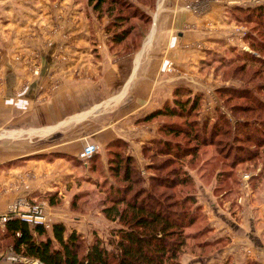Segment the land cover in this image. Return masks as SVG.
Returning <instances> with one entry per match:
<instances>
[{"label": "trees", "instance_id": "1", "mask_svg": "<svg viewBox=\"0 0 264 264\" xmlns=\"http://www.w3.org/2000/svg\"><path fill=\"white\" fill-rule=\"evenodd\" d=\"M86 4L96 17L105 15L109 19L105 33L112 53L126 56L138 51L149 29L155 0H87ZM229 12L238 24L250 25L258 32L257 36L249 34L246 42L250 50L264 53V8L234 6ZM130 39H137V43H129ZM236 53L235 57L231 54L221 57L217 63L225 74L232 70L227 78H231L233 85L222 86L217 93L224 100V108L235 116L234 123L221 109L214 111L215 118L198 121L201 96L179 87L161 108L136 121L137 125L154 122L158 125L157 135L141 145V156L147 162L145 170L149 174L146 178L141 176L135 159L128 153V142L121 139L105 146V168L99 154L87 160L64 153L53 154L78 162L101 179L95 181L98 195L94 190L74 194L69 210L87 213L85 207L90 206L91 198L97 200L102 195L90 208H99L98 212L107 221L116 224L110 230L107 243L97 235L86 243L80 232L61 221L51 223L46 229L12 218L0 227V246L8 242L6 248L10 247L14 254L42 264H178L187 239H196L204 233L203 230L186 233L197 225L198 218L191 211L192 196L184 194L181 198L175 192L178 187L189 190L192 185L191 178L180 173L184 160L194 165L201 148H219L224 170L216 178L220 179L222 188L227 182L232 186L238 182L234 175L237 166L261 162L264 167V100L260 98L264 97V80H259L261 71L250 82L236 78L241 77L246 63L264 67V59L255 57L254 52ZM241 114L246 117H239ZM160 158L166 161L161 163ZM214 161L213 158L204 160L202 171L212 167ZM17 163L21 164L22 160L0 164V171L17 167L20 165ZM167 169L170 171L165 172ZM253 178H264V169ZM40 196L38 199H45L50 206L60 200L57 193ZM27 200L36 204L30 197Z\"/></svg>", "mask_w": 264, "mask_h": 264}, {"label": "crops", "instance_id": "2", "mask_svg": "<svg viewBox=\"0 0 264 264\" xmlns=\"http://www.w3.org/2000/svg\"><path fill=\"white\" fill-rule=\"evenodd\" d=\"M249 2L250 0H155L154 9L150 13L152 23H150L146 38L138 51L117 59L102 51L99 66L103 78L99 79V82L73 83L64 80L62 82L64 85H60L61 89L52 95L49 102L44 104L42 121L33 127L55 128L44 132L42 151L57 150L79 157L83 146L94 144L99 146L101 155L102 148L110 141L121 139L128 142V153L135 159L137 167H140L139 164H143L141 143L155 135L154 131L148 130L152 127L151 124L137 125L136 121L161 108L164 101L171 98L175 88L185 87L193 92H202V95L211 89L213 79L208 76L207 70H205L206 73L203 71L204 74H199L197 68L200 66H197V63L200 64V59L208 60L210 55L222 54L223 51H225L224 56H227L228 51L224 49H231L233 46L236 39V30L234 29L238 26L224 12L226 8L234 7V5L249 6ZM189 3H193L196 9L187 11L185 7ZM82 5L83 0H60L57 2L51 0H0V55L5 53L9 59L5 64H10L11 70L20 71V69H27L26 64L29 62L38 61L44 71L43 79L39 83L43 86L46 85L45 71L61 69L62 55L77 54L76 50L73 52L72 50L74 46H79L82 39L83 22L84 27L87 23V18L83 19L82 17L83 15L86 17ZM67 17L73 22L72 28L68 27L67 31H59L52 35L48 33L50 28L56 27V22L62 24L65 21L64 18ZM1 31L7 34L4 35ZM16 34L22 41L12 44V41L17 38ZM32 35L36 37L34 38ZM8 39H10V46L3 45L2 41ZM22 57L28 59V62L22 61ZM73 59L71 57L69 60ZM167 63L175 64L176 75L165 73ZM205 63H209V61H205ZM3 66L0 64L1 68ZM82 66L90 74L95 72L98 75V66L93 64H83ZM78 67L82 68L76 62L64 74L70 79L69 72ZM207 69L209 70V67ZM62 74V72L54 74L53 79L59 80L58 78L63 76ZM19 76L22 77V74ZM19 76L18 78H20ZM196 79L201 80V86L195 85ZM213 84L219 87L221 83L213 82ZM202 85L207 89L204 90ZM4 101L5 105H11L13 100L6 98ZM104 101L112 102L111 108L103 111L105 113L97 114L91 120V122H95L91 126L82 127L84 124L79 121V116L91 111L95 106L99 107V103ZM24 104L26 103L23 102ZM29 107L27 106L25 109L26 117L32 118L31 114L34 112L33 119L36 118L37 108ZM1 108L0 101V110ZM104 115L109 118L107 123H101L99 120ZM67 118L76 121L62 125ZM3 120V117H0V127ZM29 121L35 123L32 119ZM11 122H16V120ZM87 129H91L88 135L84 134ZM27 142V151L29 152L19 155L16 151L18 149H16L14 150L15 158L35 155L34 143ZM15 144L11 143L12 146ZM1 146L0 143V164L8 160L6 157L8 151ZM101 160L105 168L103 155ZM51 165L46 162L32 161L10 170L7 174L0 171V188L11 181L7 180V177L9 179L14 174H18L19 180H22L26 173H32V175H26L25 181L29 182L34 176V169L43 168L50 171ZM81 168L86 171L85 167L81 166ZM66 173L69 174L66 176L68 178H79L73 176L70 169L66 170ZM43 175L46 176V180L42 179L41 186L35 184V180H31L30 193L26 190L13 195L12 193L0 195V205L8 204L19 198L25 199L28 197L27 194L30 195L32 192L41 191V188L43 190L47 188L44 185H50V173ZM252 197L251 191L247 198H242L245 200L244 205H240V208L236 209L234 222L225 221L228 226L227 235L234 239L232 241L234 244L233 256L240 264H247L250 261L264 264V227H262L264 220L258 223L257 216L260 211L254 210L256 206L252 202ZM3 212L0 210V215ZM261 212L264 213V209ZM50 215L51 218L58 216L54 211ZM69 218H72L73 222L78 220L80 223L81 221L76 215ZM73 229L76 228L73 227ZM197 263L201 264V261Z\"/></svg>", "mask_w": 264, "mask_h": 264}, {"label": "rangeland", "instance_id": "3", "mask_svg": "<svg viewBox=\"0 0 264 264\" xmlns=\"http://www.w3.org/2000/svg\"><path fill=\"white\" fill-rule=\"evenodd\" d=\"M87 0H83L82 7L84 8V15L82 16L83 19L87 18L86 26L82 27V39L80 41L79 46H74L73 51H77V54L71 55H62L61 61V69H55V70H48L45 71L46 75V85H42L40 82L41 79H43V70L40 67V64L38 61L28 63L26 64L28 66L27 69H20V71H17L16 69L11 70L10 64H5L7 58V54L0 55V64L6 67H0V101L2 103V108L0 110V117H3V123L0 127V143L2 144L1 148L7 150L6 152L8 155L6 156L8 160L3 161L2 164H10V162H15L17 160H22V163L14 168L10 169H2V173L7 174L10 172V170L19 168L23 166L27 162H46V164L50 163L52 164L50 167V171H47V169H34L33 171V177L29 180V182L25 181L26 175H32V173H26L24 179L19 180L18 174H14L9 179L11 180L7 182L6 184L2 185L0 188V195L5 194L8 195V193L18 194L22 191H28L30 193V182L31 180H35V184L41 186L42 179L46 180V176L50 173V179L51 183L50 185H44V190L41 188V191H35L32 192L28 197L33 199V202L35 203H43L47 205V212L49 215V220L51 218L50 213L52 211L56 212L58 216H54L51 218V223L54 222H63L68 228L71 227L73 229L76 228L78 232H80L85 238L86 243L91 242L94 235H97L101 238L102 241L107 243L109 241V236L111 234V229L116 226V224L111 223L107 221L101 213H99V208L93 207L91 209L90 207L94 206L96 203L99 202V199L96 200L95 198H91V204L90 206L87 205L85 209L87 210V213H73L69 210V203L71 200V197L76 193H84V192H90L94 190V194L98 195L97 190H95V181L101 180L96 174H91L87 171H84L80 164L75 161H70L66 158H59L56 156H53V154L61 153L57 150H53L51 152H43L42 151V138L44 132H48L52 130L53 128H34V125L39 124L42 121V107L45 103L49 102V99H51L52 95H54L59 89H61L60 85H64L62 83L64 80L65 82H73V83H91V82H99L103 75L100 74L101 67L99 66V63L101 62L102 55L100 54L102 51L107 52L109 55H112L114 59L122 58L124 56H116L109 47V36L105 33L106 28L108 27V21L109 19L103 15L98 16L95 13L91 11V7H89L86 4ZM249 6L243 7L240 5H234V6H240L241 8H249V7H262L264 8V0H250ZM185 9L187 11H192L196 9V6L192 3H189L186 5ZM230 7L226 8V11L224 12L225 15H229V17L236 23L238 27H236L234 30H236V39L234 40V44L229 45L232 46L236 51L240 52H249L256 55L255 57H261L264 59V53L257 52L254 50H250L249 42H246V37L251 34L252 36H257L258 32L252 28V26H247L245 24H238L236 19L233 18L230 15L229 12ZM64 23L60 24L56 22V27L50 28L48 33L51 35L54 33H57L59 31H67L68 27L72 28L73 22L69 17L64 18ZM70 19V21H69ZM62 21V20H61ZM86 21V20H85ZM71 22V25H69ZM152 23V21H151ZM134 25H138V23H132ZM88 25V26H87ZM106 27V28H105ZM5 31V30H3ZM3 31H1L3 33ZM4 35L7 33H3ZM15 36V35H14ZM17 38L12 41V44H17L19 41L20 36L17 35ZM34 38L35 35H32ZM54 36V35H53ZM9 38V37H8ZM146 38V37H145ZM145 38L143 39L142 43L144 42ZM262 39V38H261ZM70 40V39H69ZM67 40V41H69ZM3 45L10 46V39L6 41H2ZM129 43L136 44L137 39H130ZM124 47V46H123ZM224 50L228 51V54L226 57L233 56L235 57L237 55L236 51H229V49L225 48ZM225 51H223L222 54H212L208 57V60H201L200 64L197 63V66H200L197 68V72L200 74H204L205 70L208 72V76H210L212 80L211 89L204 95H202V92H193L199 94L202 98V108L198 113V121L203 122V120H208L211 118H215V110L221 109L224 113L226 112V115L231 118V122L234 123L235 116H233L228 108H224L223 104V98H220V96L217 93V89L224 86H231L233 85L230 77L232 74V70L229 72H221L218 61L221 57H225L224 54ZM134 54V53H131ZM129 54V55H131ZM11 56V55H10ZM127 56V55H126ZM36 57V56H35ZM74 58L73 60H69ZM68 58V60H66ZM205 58V55H204ZM36 59H38L36 57ZM58 59V58H57ZM22 61L25 63L28 62V59L21 58ZM9 61V59H8ZM205 61H209V63H205ZM242 59H240L239 62H241ZM78 62L79 65H81L82 68H74V70L70 71V79H68L67 75H65V71L69 70L73 67L74 63ZM246 63V62H243ZM83 64H93L97 67L98 75L95 72L89 73L84 67ZM170 63H167L165 66V73L168 75L175 74L176 75V68L175 64L171 63L172 69L169 70L167 67ZM174 66V70H173ZM58 67V65H56ZM77 67V66H76ZM209 67V70L207 69ZM202 70V71H201ZM204 71V72H203ZM257 71H261L260 74V81L264 80V67L259 65H251L250 63H246L244 66V70L242 71L241 77L237 76V79H241L243 81H251L252 79H255ZM63 73L59 80H54L53 75L56 73ZM206 73V72H205ZM22 74V77L19 76ZM18 76L20 78H18ZM101 77V78H100ZM100 79V80H99ZM99 80V81H98ZM201 80L196 79V86H201ZM215 83H221L220 86L213 84ZM203 86V85H202ZM204 87V86H203ZM179 88H185V87H179ZM187 89V88H186ZM207 87H204V90H206ZM190 90V89H189ZM54 91V92H53ZM263 96V95H262ZM260 96L261 99L264 100V97ZM11 97V98H10ZM9 98L10 100H13L11 105L4 104V99ZM172 96L170 99L171 100ZM165 100V101H167ZM27 101H29L27 103ZM164 101V102H165ZM23 102L26 103L23 105ZM53 101L51 100V103ZM100 106L93 107L91 111L85 112L83 115L79 116V121L84 124L82 127H89L95 122H91V120L94 119L97 114L105 113L103 111H107L110 109L112 102H100ZM4 105V106H3ZM163 105V104H162ZM27 106H30L29 108L33 109L37 108L36 112V118L34 117V112L31 114L32 118L26 117V108ZM228 110V111H227ZM25 111V112H24ZM254 115V114H253ZM251 115H249L250 117ZM239 117L243 118L246 117L244 115H239ZM33 120L32 123L29 120ZM98 119V118H97ZM95 119V120H97ZM12 120H16V122H11ZM19 120V121H18ZM101 120V123H107L109 120L107 115H104L99 118ZM76 120H71L69 118L64 120V123L62 125H66L67 123L71 124ZM63 122V121H62ZM181 123V122H180ZM68 124V125H69ZM156 124V125H155ZM152 127L148 130L154 131V135L156 136L157 132V123H151ZM91 129H87L84 131V134L88 135L89 131ZM156 130V131H155ZM85 135V136H86ZM155 136H153L151 139H153ZM183 140V138H181ZM149 140V139H148ZM218 140V139H216ZM32 144L34 143V147L36 150L35 156L36 158H31V156H21L19 158H15V151H18V154H24L27 151L28 148V142ZM147 141V140H146ZM185 141V140H184ZM221 141V140H219ZM145 142V141H144ZM142 142L141 144H143ZM11 143H16L14 146L11 145ZM184 143V142H183ZM31 145V144H30ZM86 146V145H85ZM83 146V148L85 147ZM191 147V146H190ZM82 148V149H83ZM99 148V146H98ZM105 148V147H104ZM104 148H102L100 155V149L98 151V154L100 157L103 155L105 159V151ZM81 149V150H82ZM202 149V150H201ZM199 150V156H197V162L194 165H190L187 161L184 160V163H182L183 167H180V173L182 175L185 173L188 175L192 180V185L189 190L185 188L178 187L176 188L175 192L177 193V197L180 194V197L182 198L184 194H188L192 196L193 204H191V211L194 212V215H197L198 223L195 227L186 230V233H194L199 230H203V234L198 235V238L196 239H187L186 244L184 248L182 249V253L178 258V264H198L197 262L201 261V264H240L239 261H237L233 256L234 251V244L232 241H234L232 236L227 235V228L225 221H235L234 215L236 212V209L240 205H244V201L242 198H247L251 191H252V202H254V206H256V209L260 211L258 218V223L264 220V213L261 212L262 209H264V178H253L254 176L258 175L262 169H264L261 162L252 164H243L236 167L234 170V175L237 177L238 182L234 184V186L231 185V182H227L228 184H224V188L219 185V180L216 178L217 173L223 171L222 167V155H218L219 148H215L214 146L211 147H203ZM4 150V151H5ZM129 151V150H128ZM46 158H43L44 156ZM10 157H13L10 159ZM50 160H49V159ZM142 158V156H141ZM216 159L214 163L212 164V167H208L202 171V164L204 160L208 159ZM166 158H160L159 161L161 163H164ZM143 164H139L140 167H138V170L143 178H146L149 174H147L145 170V166L147 165V162L142 158ZM16 165V164H15ZM67 166V167H66ZM70 169L71 173H73V176L79 177V178H68L69 174L66 173V170ZM170 171V169H167L165 172ZM72 175V174H71ZM30 177V176H27ZM60 177H62V180H60ZM108 181H111L108 180ZM13 183V184H12ZM34 184V185H35ZM217 185H219L221 188L220 190L217 189ZM55 189V190H54ZM102 191V190H101ZM165 191V190H159ZM167 193H172L169 191H166ZM53 194L57 193L59 197V201L56 205L50 206L45 199L39 200V195L46 196L47 194ZM95 195V196H96ZM40 196V197H41ZM94 197V196H93ZM27 200V197L25 198ZM36 200V201H35ZM29 202V201H28ZM7 207V204L0 205V210L5 211ZM52 210V211H51ZM72 215L78 216V218L81 220H76L73 222L71 217ZM232 217V218H231ZM69 218V219H68ZM83 220V221H82ZM264 227V226H262ZM225 233V234H224ZM228 236V237H227ZM9 245L8 242L6 244H2L0 246V255L8 253L11 248H6V246ZM231 245V246H230ZM4 248V249H3ZM232 250V251H231ZM232 252V253H231ZM254 263L259 264L257 261H250L247 264Z\"/></svg>", "mask_w": 264, "mask_h": 264}, {"label": "built area", "instance_id": "4", "mask_svg": "<svg viewBox=\"0 0 264 264\" xmlns=\"http://www.w3.org/2000/svg\"><path fill=\"white\" fill-rule=\"evenodd\" d=\"M172 69L171 63L167 67ZM99 148L94 144H87L80 152L79 158L87 160L94 154H98ZM12 218H19L23 222L34 226L41 225L46 229L51 226L47 205L43 203L31 204L24 198L16 199L7 204L6 210L0 215V227L3 228L5 223ZM0 264H42L37 260H30L26 257L16 255L12 250L8 253L0 255Z\"/></svg>", "mask_w": 264, "mask_h": 264}]
</instances>
